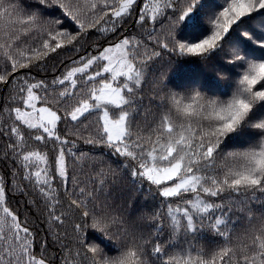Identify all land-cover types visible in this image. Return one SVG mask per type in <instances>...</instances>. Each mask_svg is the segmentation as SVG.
I'll return each instance as SVG.
<instances>
[{
    "label": "snow or ice",
    "instance_id": "6c2138e0",
    "mask_svg": "<svg viewBox=\"0 0 264 264\" xmlns=\"http://www.w3.org/2000/svg\"><path fill=\"white\" fill-rule=\"evenodd\" d=\"M0 264H264V0H0Z\"/></svg>",
    "mask_w": 264,
    "mask_h": 264
}]
</instances>
